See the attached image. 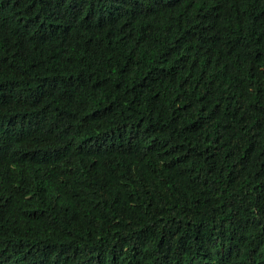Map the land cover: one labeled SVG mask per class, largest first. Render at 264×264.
Masks as SVG:
<instances>
[{"label":"trees","instance_id":"trees-1","mask_svg":"<svg viewBox=\"0 0 264 264\" xmlns=\"http://www.w3.org/2000/svg\"><path fill=\"white\" fill-rule=\"evenodd\" d=\"M0 264H264V0H0Z\"/></svg>","mask_w":264,"mask_h":264}]
</instances>
